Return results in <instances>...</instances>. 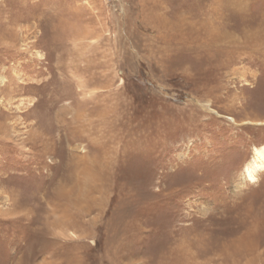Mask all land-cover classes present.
Returning <instances> with one entry per match:
<instances>
[{
	"label": "rangeland",
	"instance_id": "rangeland-1",
	"mask_svg": "<svg viewBox=\"0 0 264 264\" xmlns=\"http://www.w3.org/2000/svg\"><path fill=\"white\" fill-rule=\"evenodd\" d=\"M261 145L264 0H0V264H264Z\"/></svg>",
	"mask_w": 264,
	"mask_h": 264
},
{
	"label": "bare ground",
	"instance_id": "bare-ground-1",
	"mask_svg": "<svg viewBox=\"0 0 264 264\" xmlns=\"http://www.w3.org/2000/svg\"><path fill=\"white\" fill-rule=\"evenodd\" d=\"M27 27H28L27 25L19 26L23 43L27 42L28 40L27 37L25 36L26 31L24 32V28H27ZM244 70H245L244 68L240 69V72H239L242 78H243V75H245ZM23 106L24 104H22L21 108ZM263 170H264V145H261L258 147L254 146L252 150V157L247 162V164L244 166V171H243L244 177L246 178L247 181L254 182L255 177Z\"/></svg>",
	"mask_w": 264,
	"mask_h": 264
}]
</instances>
